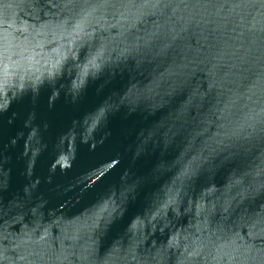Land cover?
Listing matches in <instances>:
<instances>
[{
	"label": "water",
	"instance_id": "water-1",
	"mask_svg": "<svg viewBox=\"0 0 264 264\" xmlns=\"http://www.w3.org/2000/svg\"><path fill=\"white\" fill-rule=\"evenodd\" d=\"M0 264H264V0H0Z\"/></svg>",
	"mask_w": 264,
	"mask_h": 264
}]
</instances>
